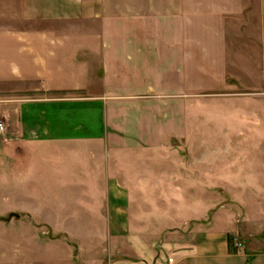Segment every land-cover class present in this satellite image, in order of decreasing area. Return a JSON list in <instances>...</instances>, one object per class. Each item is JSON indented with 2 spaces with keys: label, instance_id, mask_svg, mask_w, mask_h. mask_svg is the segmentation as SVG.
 Masks as SVG:
<instances>
[{
  "label": "rangeland",
  "instance_id": "rangeland-1",
  "mask_svg": "<svg viewBox=\"0 0 264 264\" xmlns=\"http://www.w3.org/2000/svg\"><path fill=\"white\" fill-rule=\"evenodd\" d=\"M104 3L118 16L84 28L123 56L110 54L94 91L73 96L102 103L108 141L139 161L135 175L130 159L123 193L86 194L79 175L43 166L38 187L8 202L0 193V264L137 263L138 246L174 244L214 221L233 250L264 251V0Z\"/></svg>",
  "mask_w": 264,
  "mask_h": 264
},
{
  "label": "crops",
  "instance_id": "crops-1",
  "mask_svg": "<svg viewBox=\"0 0 264 264\" xmlns=\"http://www.w3.org/2000/svg\"><path fill=\"white\" fill-rule=\"evenodd\" d=\"M36 1L0 0V193L8 202L24 192L26 183L38 187L43 166L58 177L79 175L83 193H123V162L131 159L134 176L139 161L125 159L123 151L109 143L101 102L73 96L94 91L92 84L100 71L107 72L110 54L123 56L104 40L93 44L91 30L84 28L102 23L114 11L109 12L104 0H52L46 6ZM29 92L71 95L39 103L28 100ZM53 161L58 166L52 167ZM12 214L19 215L10 212L8 221L21 217L10 218ZM229 234L220 221L208 227L198 224L177 243L153 244L147 251L138 246V262L132 264H168L169 259L174 264H264L263 250L246 245L231 250Z\"/></svg>",
  "mask_w": 264,
  "mask_h": 264
},
{
  "label": "built area",
  "instance_id": "built-area-1",
  "mask_svg": "<svg viewBox=\"0 0 264 264\" xmlns=\"http://www.w3.org/2000/svg\"><path fill=\"white\" fill-rule=\"evenodd\" d=\"M4 127L3 125L0 123V134L3 132ZM168 264H174V260L173 259H169Z\"/></svg>",
  "mask_w": 264,
  "mask_h": 264
},
{
  "label": "water",
  "instance_id": "water-1",
  "mask_svg": "<svg viewBox=\"0 0 264 264\" xmlns=\"http://www.w3.org/2000/svg\"><path fill=\"white\" fill-rule=\"evenodd\" d=\"M10 218H19V215H17V214H12V215L10 216Z\"/></svg>",
  "mask_w": 264,
  "mask_h": 264
},
{
  "label": "trees",
  "instance_id": "trees-1",
  "mask_svg": "<svg viewBox=\"0 0 264 264\" xmlns=\"http://www.w3.org/2000/svg\"><path fill=\"white\" fill-rule=\"evenodd\" d=\"M229 246H230L231 250H233V248L231 247L230 241H229Z\"/></svg>",
  "mask_w": 264,
  "mask_h": 264
}]
</instances>
